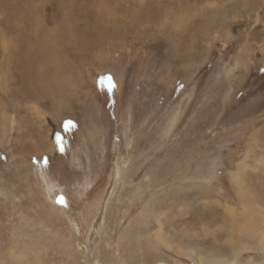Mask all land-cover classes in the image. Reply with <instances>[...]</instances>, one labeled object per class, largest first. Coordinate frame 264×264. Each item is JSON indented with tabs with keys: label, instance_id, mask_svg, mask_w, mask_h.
Returning a JSON list of instances; mask_svg holds the SVG:
<instances>
[{
	"label": "rangeland",
	"instance_id": "1",
	"mask_svg": "<svg viewBox=\"0 0 264 264\" xmlns=\"http://www.w3.org/2000/svg\"><path fill=\"white\" fill-rule=\"evenodd\" d=\"M263 204L264 0H0V264H264Z\"/></svg>",
	"mask_w": 264,
	"mask_h": 264
},
{
	"label": "bare ground",
	"instance_id": "2",
	"mask_svg": "<svg viewBox=\"0 0 264 264\" xmlns=\"http://www.w3.org/2000/svg\"><path fill=\"white\" fill-rule=\"evenodd\" d=\"M49 145V144H48ZM51 145V144H50ZM48 147V146H47ZM53 147V144L50 146V150L51 148ZM45 148V147H44ZM49 148V147H48ZM42 149V147H41ZM46 151V150H44ZM242 173V172H240ZM240 176V175H238ZM234 177V176H233ZM237 177V176H236ZM240 178V177H239ZM240 180V179H239ZM241 183V182H240ZM242 183H244L242 181ZM247 187V186H246ZM258 199V198H257ZM256 199V200H257ZM245 200V199H244ZM253 200V199H252ZM246 201V200H245ZM249 202H252V201H249ZM255 202V200H254ZM262 202V201H261ZM258 203V202H257ZM260 203V202H259ZM263 203V202H262ZM262 203H260L262 205ZM254 204V203H253ZM256 204V203H255ZM264 205V204H263ZM251 208H252V205H250ZM255 206V205H254ZM262 207V206H261ZM260 207V208H261ZM230 208V207H229ZM253 209V208H252ZM264 210V209H263ZM257 211V209L255 210V212ZM254 212V213H255ZM231 213V212H230ZM257 213V212H256ZM234 214V213H233ZM258 214V213H257ZM159 215V214H158ZM158 215H154L158 221H160V217ZM247 215V214H246ZM254 215V214H253ZM259 215V214H258ZM250 216V215H249ZM248 216V217H249ZM252 217V216H251ZM262 217V216H261ZM254 219V217H253ZM251 220V219H250ZM254 221V220H253ZM258 222V221H257ZM254 223V222H253ZM163 223L160 224V227L157 229V232H156V238L159 239V241H162V242H165V239L163 238V230H162V225ZM257 224V223H256ZM262 238H260V243L263 244L262 248H264V234L261 236ZM232 239V238H231ZM230 240V239H229ZM233 242V241H232ZM231 246H232V243H230ZM245 244V242H244ZM247 244V243H246ZM245 244V245H246ZM251 245V244H250ZM250 247V246H249ZM243 248H247V245L246 246H235V247H232V251L235 253V255H233L232 257L231 256H226L224 254H214L212 256H208V255H204L200 252H198L196 249H194L193 247L191 246H184L183 248V251H185V253L187 254L188 257H190L191 259L199 262V263H203V262H206L207 264H244V263H241L239 260H238V251L242 250ZM221 252V251H220ZM233 254V253H232ZM230 255V254H229Z\"/></svg>",
	"mask_w": 264,
	"mask_h": 264
}]
</instances>
